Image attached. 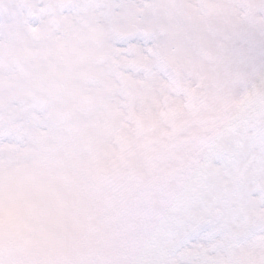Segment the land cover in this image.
<instances>
[{
    "label": "snow or ice",
    "instance_id": "1",
    "mask_svg": "<svg viewBox=\"0 0 264 264\" xmlns=\"http://www.w3.org/2000/svg\"><path fill=\"white\" fill-rule=\"evenodd\" d=\"M0 264H264V0H0Z\"/></svg>",
    "mask_w": 264,
    "mask_h": 264
}]
</instances>
